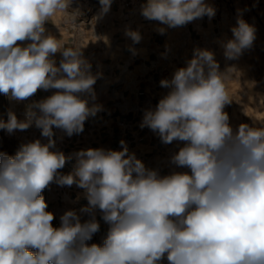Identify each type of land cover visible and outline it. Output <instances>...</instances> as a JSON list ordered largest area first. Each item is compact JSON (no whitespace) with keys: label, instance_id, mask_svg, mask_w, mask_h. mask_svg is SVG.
<instances>
[{"label":"clouds","instance_id":"clouds-1","mask_svg":"<svg viewBox=\"0 0 264 264\" xmlns=\"http://www.w3.org/2000/svg\"><path fill=\"white\" fill-rule=\"evenodd\" d=\"M99 3L102 16L112 0ZM71 4L0 0V93L31 101L23 119L9 112L0 128L12 134L35 126L47 138L22 143L12 156L0 152V264H160L165 256L168 264H264V124L230 125L224 108L232 101L226 81L234 68L221 72L213 51L194 49L186 67L162 79L170 91L141 123L164 144L183 142L171 163L187 171L161 176L124 141L120 151L89 148L66 156L53 150L54 127L69 137L82 133L102 108L90 103L99 74L83 48L63 45L46 29ZM140 11L175 28L211 19L216 10L205 0H145ZM231 31L233 38L221 44L227 60L255 40V28L242 18ZM125 34L141 40L138 31ZM38 90L55 91L32 100ZM73 160L72 170L61 173ZM53 182L75 184L87 200L79 213L64 212L59 227L42 195ZM97 209L109 225L102 244L89 243L100 230ZM81 214L90 218L82 222Z\"/></svg>","mask_w":264,"mask_h":264},{"label":"crops","instance_id":"crops-1","mask_svg":"<svg viewBox=\"0 0 264 264\" xmlns=\"http://www.w3.org/2000/svg\"><path fill=\"white\" fill-rule=\"evenodd\" d=\"M123 1L112 0L110 10L101 16L102 6L99 0H72L68 12L57 13L50 18L46 29L63 45L83 48V56L90 62L92 73L99 74L98 77L106 76L109 84H115L118 81L119 65L123 61H130L138 86L137 97L134 96L131 99V105L141 104L143 95L147 93L148 84L145 81L147 72L142 70L141 64H148L154 57L153 53L160 54L159 63L166 69V79L170 80L178 68L187 66V61L193 58L194 49L218 51L223 49L222 41L233 38L231 29L237 26L238 17L248 23L251 15L258 18L259 13L264 12V0H205L216 10L214 17L210 19L204 16L184 26L170 28L158 21L144 18L140 11L142 5L132 9L125 8L121 4ZM89 18L91 26L87 23ZM71 24H75L73 28L70 27ZM129 26H133L141 35L135 51H132V39L125 34ZM161 27L165 29L163 34L157 30ZM257 38L259 39V36ZM168 53H171V57H168ZM61 58L60 53L55 55L57 65ZM240 58H243V55ZM151 88L152 102L148 110H154L159 100L170 91L168 88L165 91V88L160 85H154ZM127 95L131 96V94ZM107 101V96H103L101 104H107ZM229 123L234 130L242 124L233 119H229ZM164 145L169 155L170 151L177 152L183 146V142L174 141ZM144 147L147 152H152L154 144L144 143ZM173 171H187V169L177 168L173 164L168 168L167 175ZM101 220L104 225H107L102 215ZM160 264H168L166 256Z\"/></svg>","mask_w":264,"mask_h":264},{"label":"built area","instance_id":"built-area-1","mask_svg":"<svg viewBox=\"0 0 264 264\" xmlns=\"http://www.w3.org/2000/svg\"><path fill=\"white\" fill-rule=\"evenodd\" d=\"M145 1L141 0H124L121 4L123 7L135 8L142 5ZM87 23L91 26L90 18ZM79 24V22L77 23ZM75 24H71L73 28ZM53 28V26H50ZM131 30L136 31L133 26H129ZM138 43L132 41V51L136 50ZM154 57L148 64H141L142 70L146 71L145 81L148 84L147 93L143 95L142 103L131 105V99L136 96L138 86L137 80L134 78L135 72L130 61H123L118 68V81L115 84H109L107 77H98L94 84L95 100L90 103L101 105V110L94 116L89 117L84 124L82 133L73 134L69 137L63 130L53 128L55 140V148L53 150L62 151L66 156L74 154L80 150L89 148H103L120 151L122 146L121 141H124L128 147L129 153H134L137 159L141 160L146 168L157 169L161 176L167 175L168 168L172 166L171 157L175 151H170L167 155L166 146L157 133L153 132L148 127H141L145 112L151 106L152 86L160 85L162 79H166V69L160 64V54L153 53ZM171 57V53H168ZM168 60V58H163ZM171 59V58H170ZM109 69V68H108ZM128 84L125 88L124 85ZM161 86V85H160ZM135 91H134V89ZM164 88V87H163ZM166 91V88L164 89ZM55 90H38L32 97V100H41ZM127 94H131L128 97ZM4 95L5 102V119L3 123H7L9 112H14L18 119L24 118L26 104L31 101L16 102ZM103 96H107V104H101ZM137 97V96H136ZM4 133H8L2 128ZM19 139L20 144L40 139L43 143L47 142V138L41 136V130L32 126L27 130H16L10 134ZM144 143L154 144L152 152H147ZM74 160L66 162L63 169L60 170L63 174H68L73 167ZM46 200L57 206L53 210L55 219L60 225V216L68 210H76L79 213L80 208L87 205V200L83 196V190L75 184L72 186H59L55 182L51 183L46 189ZM96 219L100 224V230L94 234L89 242L102 244L106 237L109 225H104L101 220L99 209L96 210ZM90 217L88 214H81V220L86 221Z\"/></svg>","mask_w":264,"mask_h":264},{"label":"rangeland","instance_id":"rangeland-1","mask_svg":"<svg viewBox=\"0 0 264 264\" xmlns=\"http://www.w3.org/2000/svg\"><path fill=\"white\" fill-rule=\"evenodd\" d=\"M259 15L258 18L251 15L248 19V24L255 28V40L250 48L243 51V58L227 60L224 49L219 51L210 49L215 54V60L219 63L221 72L234 68L233 78L226 81V89L232 101L225 106L224 111L229 119L249 126L264 124V12ZM4 101V95L0 93V122H4L5 119ZM20 145L18 138L4 133L0 128V152L10 156L15 155ZM45 192L46 190L42 192V195L48 204L47 211L53 213L57 206L46 200ZM52 224L54 227L60 226L55 218Z\"/></svg>","mask_w":264,"mask_h":264}]
</instances>
